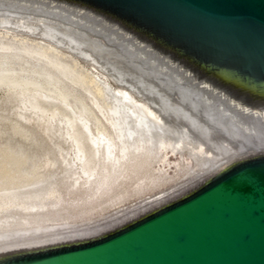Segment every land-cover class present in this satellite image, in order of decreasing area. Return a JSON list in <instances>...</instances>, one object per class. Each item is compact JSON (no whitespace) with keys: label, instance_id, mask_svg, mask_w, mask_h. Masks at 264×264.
Listing matches in <instances>:
<instances>
[{"label":"water","instance_id":"water-1","mask_svg":"<svg viewBox=\"0 0 264 264\" xmlns=\"http://www.w3.org/2000/svg\"><path fill=\"white\" fill-rule=\"evenodd\" d=\"M120 62L220 157L84 228L0 242V264H264V0H0Z\"/></svg>","mask_w":264,"mask_h":264},{"label":"rangeland","instance_id":"rangeland-1","mask_svg":"<svg viewBox=\"0 0 264 264\" xmlns=\"http://www.w3.org/2000/svg\"><path fill=\"white\" fill-rule=\"evenodd\" d=\"M7 16L10 22L0 23V43L7 42L6 44H11L12 47V52L0 50V169L5 171L9 169L7 172H10V175L7 173L9 177L7 179H3L0 175V195L10 192L14 195L12 202L25 200L29 203L32 199L29 197L44 192L47 197L43 195L41 199L45 201L46 208L41 210L38 217L45 220L46 227L56 226V229L60 227L66 230V227L70 226H90L207 166L206 161L212 157L213 148L193 129L187 127L190 133L188 138L177 137L176 133L172 135L167 131L166 136L156 138L152 143L154 147L150 144L148 146L150 152L148 151L147 158L144 155L138 160L135 171H131L129 177L121 176L117 178L118 180L112 181L105 192L94 196V183V185L80 184V186L79 181L74 184L71 177L74 168L71 167L72 164H68L72 163L73 150L69 141L65 139L64 123L59 122L60 116H56L55 120L50 122L52 125L49 124L50 127L46 129V125L39 122L40 120L27 109L28 107L24 106L22 99L26 94L36 92L53 97L54 102L56 101L54 105L59 111L65 109L63 103L71 108L67 109L69 112L83 111L91 120L90 127L93 134L97 133L95 118L102 124H105V120L93 105L91 94L61 78L49 68L43 58L34 55L28 57L20 48L26 45L34 47L36 43H40L55 48L62 54L61 61L68 63L74 61L76 71L80 70L93 76L99 86L104 88L106 95L102 100L105 107L114 102L113 97H116L115 94L120 89L129 90L137 99H144L149 94L139 86L134 88L137 90H132L133 88L127 85L129 83L127 78L123 80L116 73V63L112 58L94 53L91 60L68 48L65 40L57 43L56 40L43 37L41 22L30 18L24 19L27 24H38L35 33L13 24L22 16L0 11V18ZM138 91L140 94H137ZM96 92L94 90L93 94L98 96ZM149 97L151 98L152 95ZM51 98L49 99L52 102ZM43 100L46 99L40 98V101L44 102ZM48 101L45 103L50 107L51 102ZM154 113L156 112L153 110L149 112L151 120L154 123H161L159 115ZM219 157H213V161ZM69 205H73L74 211L66 214V209L63 207ZM10 209L7 212L13 213L18 220L23 217L31 219L36 213L16 211L15 207ZM51 211L53 214L50 213ZM0 213H2L0 217L5 215V212Z\"/></svg>","mask_w":264,"mask_h":264},{"label":"bare ground","instance_id":"bare-ground-1","mask_svg":"<svg viewBox=\"0 0 264 264\" xmlns=\"http://www.w3.org/2000/svg\"><path fill=\"white\" fill-rule=\"evenodd\" d=\"M25 18L26 17H20L19 20H15L16 22H13V24L35 32L38 28V24H27L24 21ZM9 22L10 20L8 16L0 18V23ZM41 23L43 24V28L41 30L43 37H46L50 40H56V42L65 40L68 48L77 51L84 57H89L91 60H93L92 55L94 53L99 55L102 54L105 58H112L66 28L45 22ZM6 43H0V50L4 52H12L11 44L9 45ZM20 50H22V53L24 52V54H26L28 57L34 55L35 57L38 56L43 58L49 68L61 76V78H64V80L66 79L74 86L81 88L83 91L91 94L92 96L90 99L93 105L96 107L100 115L103 116L105 124L98 122L95 118V129L97 133L93 134L90 127L91 120L85 112H69L71 108L69 109L65 103H63V107H65V109L59 111L54 105L56 102H54L55 99L53 97L51 98L49 96H45L44 94L43 96L41 93H28L24 97L22 96L24 106L28 107L27 109H29L31 113L40 120L39 122L44 123L41 124L46 125V129H48L49 124H51L50 122L55 120L56 116H60L59 122L64 123L63 128L65 129V139L69 141V145L73 150V158H71L72 163H68L70 165L72 164L71 167L74 168V170L71 172V177H73L74 184H77L79 181V185L94 183V196L100 192H103L105 189L107 190L110 187L112 181L115 179L118 180V177L123 176L125 178L131 171H135L138 160H140V158H142L144 155L147 158V155L150 152V150H148L149 144L152 146V143L155 142L156 138H162L166 136V131L172 135L173 133L174 135L176 133L177 137L181 136L182 138H188L190 134L188 128L193 129L196 134L202 137L206 143L213 148V155L206 161V165H209L213 162V157L220 156L213 135H211L208 131L202 128L194 120L188 117L180 109L174 106L171 102L165 99L157 91L151 88L125 66L115 61L113 58L112 60L116 63V73L118 76L120 78L122 77L123 80H125L126 77V80L130 83L129 84L127 82V85L133 88L132 90H137L134 88L141 87L144 91H147L149 95H152L151 98L148 95L144 99H137L136 96L130 93L129 90L120 89L117 90V92L115 91L116 97H113L114 99L111 97L113 99L112 101L114 102L111 103L110 106L105 107L102 100L103 96L106 95L104 94V88L99 86L93 76H89V74L87 75L84 72H80V70L76 71L77 68L74 61H72V63L61 61L60 56L62 54H60L55 48L36 43L34 47L26 45L21 47ZM94 90L98 92V96L93 94ZM138 93L140 94V91H138L137 94ZM141 96L144 97L143 95ZM48 97L51 98V100H54L51 102ZM40 98L46 100H43L44 102H42L40 101ZM47 99H49L51 102L50 107H48L49 105L47 106L45 103L48 101ZM67 109L69 110L67 111ZM150 109L159 115L162 124L154 123V121L151 120L149 114L151 111ZM152 147H154V145ZM71 169L69 171H71ZM7 171L0 169V175L3 176V179L9 178L7 173L10 175V172ZM11 171L13 172V170ZM86 186L88 188V185ZM43 195L46 196L44 192L34 194L33 196L29 197L33 199H31L32 201L30 200L29 203H26V201L23 199V201L20 202H12L14 200V195L13 193L10 194V192L9 194L4 193L0 195V212H5V215L0 217V230H2L0 231V242L84 229L88 226H83L84 228L70 226L66 227V230H62L60 227L56 229V226L46 227L47 225L45 226L44 224L45 220L41 219V217H38L40 212H42L41 210L46 208V204L44 203L45 201L42 200ZM12 207H15L16 211H26V213L35 211L36 213L31 219L23 217L18 220L14 217L13 213L10 214L7 212ZM63 208L66 209V214L69 211H74V209H72L73 205L65 206ZM6 212L8 214H6ZM54 212L56 211L54 210ZM50 213H52V211Z\"/></svg>","mask_w":264,"mask_h":264}]
</instances>
